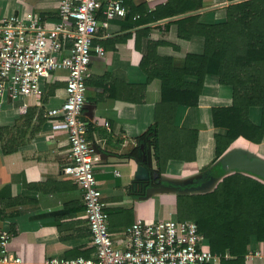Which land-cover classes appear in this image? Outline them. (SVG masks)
<instances>
[{
  "label": "crops",
  "instance_id": "1",
  "mask_svg": "<svg viewBox=\"0 0 264 264\" xmlns=\"http://www.w3.org/2000/svg\"><path fill=\"white\" fill-rule=\"evenodd\" d=\"M60 1L0 0V23L11 15L28 18L36 14L43 26L52 27L59 21ZM121 1L127 8L125 16L107 19L102 10L98 11L99 19L107 20L108 24L99 27L93 43L103 46L106 54H92V73L87 79L82 114L88 139L100 158L95 176L106 203L109 229L118 247H123L122 232L137 217L149 221L177 218L179 193L213 189L220 178L210 173L209 179H216L209 184L206 177L208 172H218L225 155L243 150L264 160V137L260 143L240 137L215 160V135L220 129L213 124L212 110L231 104L232 89L213 74L205 77L198 104L173 108L172 122L162 129L166 155L174 149L173 128L195 131L194 151H186L192 157H169L163 164L159 183L150 169L132 156L137 138L155 122L162 100V80L150 79L143 69L150 43L160 42L157 54L169 57L174 67L184 66L187 54L204 52L206 40L200 33L189 39L179 37L177 21L197 15L199 23L222 22L231 2L204 0L196 10L150 19L167 0ZM66 47L70 53L73 39H68ZM66 76V70L53 72L40 80L38 94L17 97L11 95L10 83L6 82L4 94L0 95V231L12 233L10 251L21 257L23 264H46L52 257L95 255L83 190L63 170L71 151L68 131L61 115L47 116L49 110L64 103ZM186 80L196 82L197 77L187 76ZM250 116L259 121L261 109L251 108ZM141 165L152 174L145 191L142 188L145 180L137 178ZM257 250L261 251L258 256L254 255ZM245 262L264 264V241L252 237Z\"/></svg>",
  "mask_w": 264,
  "mask_h": 264
},
{
  "label": "trees",
  "instance_id": "2",
  "mask_svg": "<svg viewBox=\"0 0 264 264\" xmlns=\"http://www.w3.org/2000/svg\"><path fill=\"white\" fill-rule=\"evenodd\" d=\"M203 1L167 0L156 8L150 19L196 10ZM217 1L231 2L224 21L199 23L197 15L177 21L179 37L189 39L195 33L205 37L203 53L187 54L184 66L178 68L169 57L157 54L160 42L152 41L143 59L148 77L162 80V100L155 122L137 138L132 156L148 167L159 183L165 161L169 157L191 158L186 151L193 153L196 143L195 131L173 128L174 149L166 155L163 126L172 122L173 108L198 104L208 74L216 75L221 84L232 89L231 104L212 110L213 124L220 129L215 135V160L240 137L253 143H260L264 137V0ZM187 76H196L197 81H187ZM253 107L261 109L259 121L250 116ZM224 172H208L205 181L209 184L220 178L210 191L179 193L177 218L197 222L210 249L221 256L220 264H246L252 237L264 241V178L247 171ZM210 173L217 177L209 179Z\"/></svg>",
  "mask_w": 264,
  "mask_h": 264
},
{
  "label": "built area",
  "instance_id": "3",
  "mask_svg": "<svg viewBox=\"0 0 264 264\" xmlns=\"http://www.w3.org/2000/svg\"><path fill=\"white\" fill-rule=\"evenodd\" d=\"M107 19L125 16L127 8L121 0H61L59 21L52 27L41 24L36 14L28 18L11 15L0 23V95L6 82L11 95L38 94L40 80L58 70L67 71L64 103L51 109L47 116H62L71 146L65 173L72 175L83 190L87 221L95 248L93 258L52 257L46 264H219L221 256L214 253L197 222L178 218L145 220L137 217L122 232L123 247L115 245L109 229V215L102 191L95 176L100 160L88 139V127L82 117L86 103L87 79L90 77L92 54L100 56L106 50L93 40L101 25L98 11ZM68 39L73 49L66 52ZM13 235L0 231V264H23L13 255L10 243ZM255 251L254 255H260ZM226 257H230L226 253Z\"/></svg>",
  "mask_w": 264,
  "mask_h": 264
},
{
  "label": "water",
  "instance_id": "4",
  "mask_svg": "<svg viewBox=\"0 0 264 264\" xmlns=\"http://www.w3.org/2000/svg\"><path fill=\"white\" fill-rule=\"evenodd\" d=\"M138 170L139 175L137 178L145 180L142 185V188L145 191L147 185L150 183L152 174H150V171L144 165L139 166ZM220 170L229 171V173L230 171L233 172L236 170L247 171L264 178V160L252 155L251 153H247L246 151L236 150L222 157L220 166L218 167V171Z\"/></svg>",
  "mask_w": 264,
  "mask_h": 264
}]
</instances>
